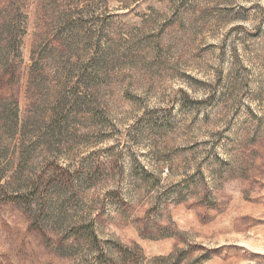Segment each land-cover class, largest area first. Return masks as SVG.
<instances>
[{
  "label": "rangeland",
  "instance_id": "obj_1",
  "mask_svg": "<svg viewBox=\"0 0 264 264\" xmlns=\"http://www.w3.org/2000/svg\"><path fill=\"white\" fill-rule=\"evenodd\" d=\"M18 5L0 264H264V0Z\"/></svg>",
  "mask_w": 264,
  "mask_h": 264
},
{
  "label": "trees",
  "instance_id": "obj_2",
  "mask_svg": "<svg viewBox=\"0 0 264 264\" xmlns=\"http://www.w3.org/2000/svg\"><path fill=\"white\" fill-rule=\"evenodd\" d=\"M3 18L4 22L0 25V59L12 57L14 50H18L21 47L22 37L26 31L21 6L18 5L17 7L14 6L4 10ZM14 68L15 70L10 73L11 80L18 81L20 79V74L16 72V66ZM6 135L8 137H6ZM26 137L27 136L22 134L20 130L17 104L7 99H0V187L1 180L3 179L1 171L4 168L1 159L6 157V152L9 151L11 144L15 141L19 142L20 150H24V152L27 151V144H30L32 147L35 144V142H32L33 138L27 139ZM8 138H10L12 143L8 141ZM6 160H8L9 163L11 162L8 158ZM24 182V186H20V195L18 194L19 196L22 195L20 198L38 190L35 188L37 186L35 181L32 183L29 180ZM7 196L9 197L10 195L8 194ZM26 199H29L28 196ZM29 201L31 200H25V203L28 205L30 203Z\"/></svg>",
  "mask_w": 264,
  "mask_h": 264
}]
</instances>
